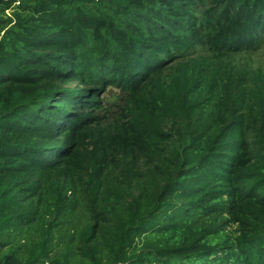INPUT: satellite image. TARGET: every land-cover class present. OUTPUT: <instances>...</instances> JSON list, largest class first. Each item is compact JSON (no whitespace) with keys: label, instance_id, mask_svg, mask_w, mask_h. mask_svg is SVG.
I'll return each mask as SVG.
<instances>
[{"label":"trees","instance_id":"trees-1","mask_svg":"<svg viewBox=\"0 0 264 264\" xmlns=\"http://www.w3.org/2000/svg\"><path fill=\"white\" fill-rule=\"evenodd\" d=\"M263 46L264 0H0V264H264Z\"/></svg>","mask_w":264,"mask_h":264},{"label":"rangeland","instance_id":"rangeland-1","mask_svg":"<svg viewBox=\"0 0 264 264\" xmlns=\"http://www.w3.org/2000/svg\"><path fill=\"white\" fill-rule=\"evenodd\" d=\"M263 59H264V46L258 51L252 53V57H250L248 60L252 64H258L262 62ZM105 101L108 107H110L112 110L116 109L117 105L120 104L121 102V91L117 88H111L105 94Z\"/></svg>","mask_w":264,"mask_h":264}]
</instances>
